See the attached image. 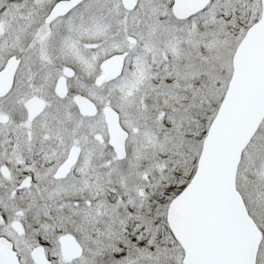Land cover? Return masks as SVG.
<instances>
[{
  "label": "snow or ice",
  "instance_id": "6c2138e0",
  "mask_svg": "<svg viewBox=\"0 0 264 264\" xmlns=\"http://www.w3.org/2000/svg\"><path fill=\"white\" fill-rule=\"evenodd\" d=\"M0 264H264V0H0Z\"/></svg>",
  "mask_w": 264,
  "mask_h": 264
}]
</instances>
